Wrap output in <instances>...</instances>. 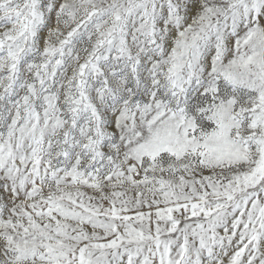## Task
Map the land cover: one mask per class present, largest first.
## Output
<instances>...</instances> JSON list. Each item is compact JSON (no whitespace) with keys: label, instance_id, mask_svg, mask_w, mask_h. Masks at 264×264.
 I'll return each mask as SVG.
<instances>
[{"label":"snow or ice","instance_id":"snow-or-ice-1","mask_svg":"<svg viewBox=\"0 0 264 264\" xmlns=\"http://www.w3.org/2000/svg\"><path fill=\"white\" fill-rule=\"evenodd\" d=\"M0 264H264V0H0Z\"/></svg>","mask_w":264,"mask_h":264}]
</instances>
